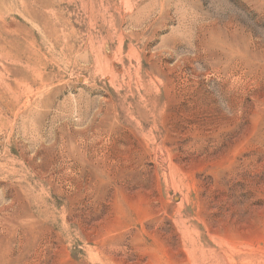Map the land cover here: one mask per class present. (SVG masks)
<instances>
[{"label": "rangeland", "instance_id": "obj_1", "mask_svg": "<svg viewBox=\"0 0 264 264\" xmlns=\"http://www.w3.org/2000/svg\"><path fill=\"white\" fill-rule=\"evenodd\" d=\"M0 264H264V0H0Z\"/></svg>", "mask_w": 264, "mask_h": 264}]
</instances>
